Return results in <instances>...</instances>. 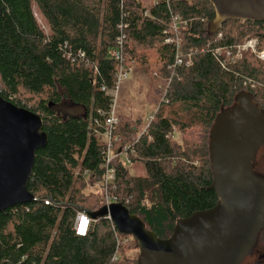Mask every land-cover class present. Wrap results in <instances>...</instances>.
I'll return each instance as SVG.
<instances>
[{"label": "trees", "instance_id": "1", "mask_svg": "<svg viewBox=\"0 0 264 264\" xmlns=\"http://www.w3.org/2000/svg\"><path fill=\"white\" fill-rule=\"evenodd\" d=\"M214 21L208 0H0V96L39 116L48 138L28 182L35 201L0 213V264H136V242L107 218L93 220L84 238L74 234L76 214L99 211L105 195L161 240L178 220L217 204L210 132L239 94L264 114V62L243 53L232 64L216 52L250 39L264 44V23L226 20L213 31ZM122 27L123 64L147 71L154 112L143 126L118 116L112 151L129 147L130 164H141L144 176L116 158L104 192L106 144L94 125L111 109L118 66L111 52ZM176 40L183 64L173 68ZM175 131L188 137L184 149ZM87 177L99 193L84 192Z\"/></svg>", "mask_w": 264, "mask_h": 264}, {"label": "water", "instance_id": "2", "mask_svg": "<svg viewBox=\"0 0 264 264\" xmlns=\"http://www.w3.org/2000/svg\"><path fill=\"white\" fill-rule=\"evenodd\" d=\"M217 30L226 20L264 23V0H208ZM42 120L0 96V213L35 201L28 191L35 154L47 146ZM264 146V114L247 93L221 112L210 132L209 155L218 199L209 210L177 221L171 236L161 240L119 203L90 215L107 218L116 231L132 237L136 264H241L264 226V179L253 162Z\"/></svg>", "mask_w": 264, "mask_h": 264}, {"label": "rangeland", "instance_id": "3", "mask_svg": "<svg viewBox=\"0 0 264 264\" xmlns=\"http://www.w3.org/2000/svg\"><path fill=\"white\" fill-rule=\"evenodd\" d=\"M34 16L39 23L40 27L47 33V28L46 25L37 12V10L34 8ZM249 41H255L257 42V48L255 50L256 53H253L251 51H246L243 53H249L253 55L255 58L258 59V53L260 51H264V44L259 43L255 39H250L245 41L243 44L249 42ZM242 44V45H243ZM241 46V45H239ZM238 47V46H237ZM235 47V48H237ZM223 50H217L218 53L223 54ZM216 52V53H217ZM242 53V54H243ZM262 61V60H261ZM264 62V61H263ZM131 74L127 80H125L119 87L117 91V96H116V106H115V114L117 116H122L124 117L123 120H128L129 123L133 124L136 126L139 124V121L141 120V123L143 125H146L148 122L149 117L151 114L154 112V107H151L147 104V100L149 97V93L151 91V81L149 78V75L147 71L144 70L142 67H131ZM27 98V96H24ZM24 97H21L23 100L25 99ZM29 98V97H28ZM35 101V99H32V103ZM32 103H27L29 107L33 105ZM65 107H69L68 104H65ZM140 126V127H141ZM194 133V131H193ZM201 134L199 130H195V135ZM198 137V136H197ZM197 137H193L189 141H196ZM188 137H184V135L180 132L175 131L173 134V140L175 141L176 144L180 145L181 148L184 149V142L185 139ZM261 149V148H260ZM259 149V150H260ZM258 150V152H259ZM256 154L254 162L255 164L253 165V172L255 171V175L258 178L264 179V148L261 149V151ZM253 162V163H254ZM125 167L129 171V173L132 176L135 177H142L144 176V168L141 164L139 163H134V164H127L125 163ZM87 186L85 188V193L89 192H95L99 193L101 191L100 184H96L91 178L87 177ZM137 255V252L134 253Z\"/></svg>", "mask_w": 264, "mask_h": 264}, {"label": "built area", "instance_id": "4", "mask_svg": "<svg viewBox=\"0 0 264 264\" xmlns=\"http://www.w3.org/2000/svg\"><path fill=\"white\" fill-rule=\"evenodd\" d=\"M176 19H174V22ZM173 31L176 34V29H177V24H173ZM124 29L126 27H122L120 29L121 31V36L117 39L116 43V49L111 52V58L118 64L117 70L115 73V81H114V86L115 89L110 92V95L113 97L112 100V105L111 109L107 114L99 112L98 114L103 117L104 123L99 124L97 121L95 122V127L96 129H101V137L103 142L106 144V150L104 151L105 157H106V163H105V177H104V182L102 185V190L105 192L107 189V186L111 183L113 180V175L114 172L113 170L109 167V164L112 160L116 158H121L124 163L130 164V159L128 157V154L131 152V149L129 147H124L119 152L114 153L112 151V144H111V134L114 131L115 127L118 125V116L115 114V106H116V94L117 91L120 87V85L129 78L131 74V69L125 68L123 64V46H124V39L125 35L123 34ZM172 40L170 38L165 40V44H171ZM257 42L255 41H249L241 46H238L235 49H225L223 51V54L225 55L226 60H228L230 63L235 64L237 61H239L242 57V53L246 51H251L253 53H256L255 50L257 48ZM179 44L178 41L176 40V50H177V55L173 64V68L175 67H180L183 64V58L182 55L179 51ZM217 54H220L217 52ZM258 59L264 61V51H260L258 54ZM83 57V55H81ZM186 65H189V62L186 63ZM151 117H149L148 121H151ZM132 153V152H131ZM115 203L112 199H110L107 195H105V205H109ZM47 204V203H46ZM92 219L90 216L85 213V212H78L76 214L75 220H74V225H73V231L76 237L79 238H84L87 236ZM119 255L115 253L113 255L112 261L117 262L119 261Z\"/></svg>", "mask_w": 264, "mask_h": 264}, {"label": "flooded vegetation", "instance_id": "5", "mask_svg": "<svg viewBox=\"0 0 264 264\" xmlns=\"http://www.w3.org/2000/svg\"><path fill=\"white\" fill-rule=\"evenodd\" d=\"M263 148L264 146L261 149ZM254 164L255 162L253 165ZM241 264H264V226L259 230L254 245L252 246L250 252H248V254L245 256Z\"/></svg>", "mask_w": 264, "mask_h": 264}]
</instances>
